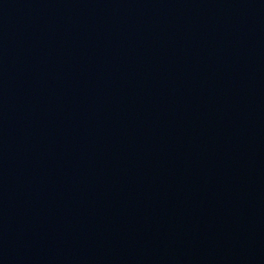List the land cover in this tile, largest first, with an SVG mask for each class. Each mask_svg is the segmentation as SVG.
<instances>
[{"label": "water", "instance_id": "obj_1", "mask_svg": "<svg viewBox=\"0 0 264 264\" xmlns=\"http://www.w3.org/2000/svg\"><path fill=\"white\" fill-rule=\"evenodd\" d=\"M0 264H264V0H0Z\"/></svg>", "mask_w": 264, "mask_h": 264}]
</instances>
